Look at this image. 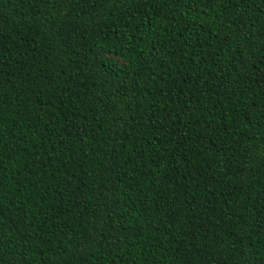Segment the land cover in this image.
<instances>
[{
  "label": "trees",
  "instance_id": "obj_1",
  "mask_svg": "<svg viewBox=\"0 0 264 264\" xmlns=\"http://www.w3.org/2000/svg\"><path fill=\"white\" fill-rule=\"evenodd\" d=\"M0 264H264V0H0Z\"/></svg>",
  "mask_w": 264,
  "mask_h": 264
}]
</instances>
